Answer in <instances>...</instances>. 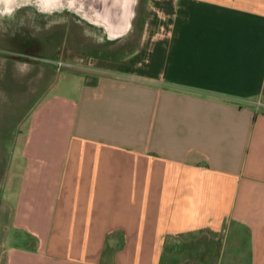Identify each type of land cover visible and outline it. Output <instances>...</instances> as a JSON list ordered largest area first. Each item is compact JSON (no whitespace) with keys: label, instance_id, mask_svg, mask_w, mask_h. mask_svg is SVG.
I'll return each instance as SVG.
<instances>
[{"label":"crops","instance_id":"crops-1","mask_svg":"<svg viewBox=\"0 0 264 264\" xmlns=\"http://www.w3.org/2000/svg\"><path fill=\"white\" fill-rule=\"evenodd\" d=\"M149 5L137 56L0 141V264H165L204 233L264 264V0Z\"/></svg>","mask_w":264,"mask_h":264},{"label":"rangeland","instance_id":"rangeland-1","mask_svg":"<svg viewBox=\"0 0 264 264\" xmlns=\"http://www.w3.org/2000/svg\"><path fill=\"white\" fill-rule=\"evenodd\" d=\"M17 1L0 3V141L52 84L53 92H66L67 83L99 70L104 62L127 59L126 63L137 56L152 26L146 22L152 13L149 0H137L129 30L117 38L63 6L46 10L34 0H22L13 7ZM15 64L26 67V74ZM218 248L220 238L209 233L186 241L173 239L166 246L171 262L165 264H237L227 250L217 260ZM246 256L241 255L238 264H247Z\"/></svg>","mask_w":264,"mask_h":264},{"label":"water","instance_id":"water-1","mask_svg":"<svg viewBox=\"0 0 264 264\" xmlns=\"http://www.w3.org/2000/svg\"><path fill=\"white\" fill-rule=\"evenodd\" d=\"M39 2L41 4V0ZM79 2L80 8L83 9L82 12H85V15L69 8L67 0H52L53 6H63L71 9L93 24H96L94 22H98L99 26L106 31L110 38L121 37L127 33L137 3L136 0H79ZM42 4L44 3L42 2Z\"/></svg>","mask_w":264,"mask_h":264},{"label":"bare ground","instance_id":"bare-ground-1","mask_svg":"<svg viewBox=\"0 0 264 264\" xmlns=\"http://www.w3.org/2000/svg\"><path fill=\"white\" fill-rule=\"evenodd\" d=\"M9 1L10 0H0V3H1V5H7L8 3H9ZM20 1H22V0H18L17 2H13L14 4H13V7L14 6H17V3L18 2H20ZM35 1V3H37L38 5H42L41 7L42 8H45L46 10H48L51 6H53V4H52V0H41V4H40V2H39V0H34ZM42 2L44 3V4H42ZM69 3V4H68ZM67 4H68V7L69 8H71V9H73V10H75V11H77L78 13L80 12L82 15H85L84 13L85 12H82V10L83 9H81L80 7V2H79V0H70V1H68L67 0ZM50 5V7H48ZM94 23H96V24H98V25H100L98 22H94ZM106 29V28H105ZM111 33V32H110Z\"/></svg>","mask_w":264,"mask_h":264}]
</instances>
